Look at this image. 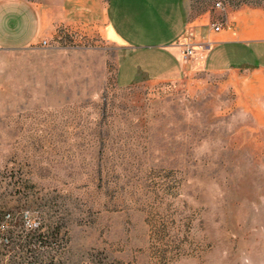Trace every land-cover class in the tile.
Instances as JSON below:
<instances>
[{
	"label": "rangeland",
	"instance_id": "rangeland-1",
	"mask_svg": "<svg viewBox=\"0 0 264 264\" xmlns=\"http://www.w3.org/2000/svg\"><path fill=\"white\" fill-rule=\"evenodd\" d=\"M80 1L0 0V264H264V72L120 84Z\"/></svg>",
	"mask_w": 264,
	"mask_h": 264
},
{
	"label": "crops",
	"instance_id": "crops-1",
	"mask_svg": "<svg viewBox=\"0 0 264 264\" xmlns=\"http://www.w3.org/2000/svg\"><path fill=\"white\" fill-rule=\"evenodd\" d=\"M74 5L103 20L106 36L116 45L120 84L140 78L174 81L195 67L211 73L264 72L262 11L240 10L215 30L188 16L185 0H84ZM66 14L65 2L62 7L52 4L50 20H64ZM187 36L207 45L201 58L183 59L181 43Z\"/></svg>",
	"mask_w": 264,
	"mask_h": 264
},
{
	"label": "built area",
	"instance_id": "built-area-1",
	"mask_svg": "<svg viewBox=\"0 0 264 264\" xmlns=\"http://www.w3.org/2000/svg\"><path fill=\"white\" fill-rule=\"evenodd\" d=\"M217 6H221V3L218 1L216 2ZM211 26L213 29L218 30L221 28L222 24L218 22H212ZM182 57L185 60L191 59V58H201L203 55V51L206 49L207 45L202 44H196L193 43L190 39V36L185 37L182 40Z\"/></svg>",
	"mask_w": 264,
	"mask_h": 264
}]
</instances>
